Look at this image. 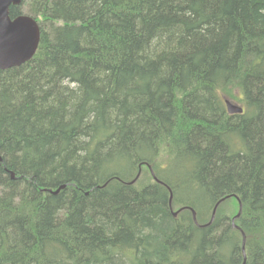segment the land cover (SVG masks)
I'll return each mask as SVG.
<instances>
[{"label":"trees","instance_id":"16d2710c","mask_svg":"<svg viewBox=\"0 0 264 264\" xmlns=\"http://www.w3.org/2000/svg\"><path fill=\"white\" fill-rule=\"evenodd\" d=\"M24 13L41 40L0 70V264H264V0Z\"/></svg>","mask_w":264,"mask_h":264},{"label":"water","instance_id":"95a60500","mask_svg":"<svg viewBox=\"0 0 264 264\" xmlns=\"http://www.w3.org/2000/svg\"><path fill=\"white\" fill-rule=\"evenodd\" d=\"M22 2L23 0H0V70L17 67L31 60L40 44L41 28L37 19L29 14H20L14 18L10 14L11 7L21 5ZM225 103L230 114L242 113L243 108L238 103L229 98H225ZM173 213L177 216L179 212ZM240 214L238 212L232 219L235 227V220ZM193 218L198 223L195 212ZM213 219L212 217L211 222Z\"/></svg>","mask_w":264,"mask_h":264},{"label":"bare ground","instance_id":"6f19581e","mask_svg":"<svg viewBox=\"0 0 264 264\" xmlns=\"http://www.w3.org/2000/svg\"><path fill=\"white\" fill-rule=\"evenodd\" d=\"M242 107V106H241ZM243 108V107H242ZM228 111V110H227ZM244 111V109H243ZM242 111V113H243ZM238 114H241V113H238ZM152 174L154 175L153 171H152ZM65 186H61L59 189H57L56 191H54V193H58L60 191L61 188H64ZM172 197H173V194L171 193V197H170V204L172 203ZM216 210H217V206L214 208L213 210V213H212V217L215 218V215H216ZM193 213L195 212L194 210L192 211ZM239 212H242V205L241 203H239ZM196 214V212H195ZM234 218V217H233ZM232 218V219H233ZM212 220V219H211ZM214 220V219H213ZM211 223V222H210ZM233 221H232V225H233ZM244 245H245V236L243 235V249H244Z\"/></svg>","mask_w":264,"mask_h":264},{"label":"rangeland","instance_id":"374dc122","mask_svg":"<svg viewBox=\"0 0 264 264\" xmlns=\"http://www.w3.org/2000/svg\"><path fill=\"white\" fill-rule=\"evenodd\" d=\"M236 102V101H235ZM236 103H238V104H240L241 106H244L243 105V103H240V102H236ZM234 200V199H233ZM232 201V200H231ZM227 205H230L228 202H227ZM223 212L224 213H226V215H228V216H231L232 214H233V212L232 211H230V210H223Z\"/></svg>","mask_w":264,"mask_h":264}]
</instances>
